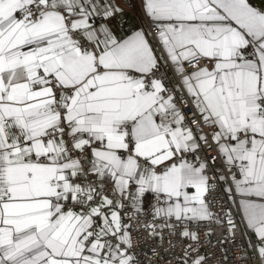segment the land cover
I'll use <instances>...</instances> for the list:
<instances>
[{"label": "snow or ice", "instance_id": "snow-or-ice-1", "mask_svg": "<svg viewBox=\"0 0 264 264\" xmlns=\"http://www.w3.org/2000/svg\"><path fill=\"white\" fill-rule=\"evenodd\" d=\"M0 264H264V0H0Z\"/></svg>", "mask_w": 264, "mask_h": 264}]
</instances>
